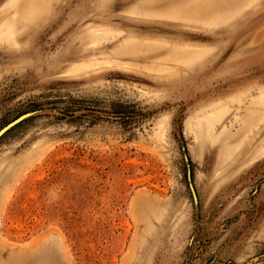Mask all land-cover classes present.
Here are the masks:
<instances>
[{
  "label": "rangeland",
  "instance_id": "rangeland-1",
  "mask_svg": "<svg viewBox=\"0 0 264 264\" xmlns=\"http://www.w3.org/2000/svg\"><path fill=\"white\" fill-rule=\"evenodd\" d=\"M13 122L0 264H264V0H0Z\"/></svg>",
  "mask_w": 264,
  "mask_h": 264
},
{
  "label": "water",
  "instance_id": "water-1",
  "mask_svg": "<svg viewBox=\"0 0 264 264\" xmlns=\"http://www.w3.org/2000/svg\"><path fill=\"white\" fill-rule=\"evenodd\" d=\"M16 123L17 122H13V123L9 124L7 127H5L4 129H2L0 131V138L3 135H5L11 128H13L16 125ZM185 160H186V162H189V159H188L187 156H185ZM187 176H188L189 187H190L193 199H194L195 202H197V195H196V191H195V188H194V185H193V182H192V176H191V172L190 171L188 172Z\"/></svg>",
  "mask_w": 264,
  "mask_h": 264
}]
</instances>
